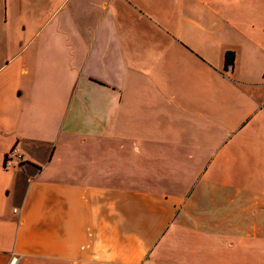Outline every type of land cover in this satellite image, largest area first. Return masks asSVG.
<instances>
[{"label": "crops", "instance_id": "crops-1", "mask_svg": "<svg viewBox=\"0 0 264 264\" xmlns=\"http://www.w3.org/2000/svg\"><path fill=\"white\" fill-rule=\"evenodd\" d=\"M14 254L264 264V0H0Z\"/></svg>", "mask_w": 264, "mask_h": 264}, {"label": "trees", "instance_id": "trees-1", "mask_svg": "<svg viewBox=\"0 0 264 264\" xmlns=\"http://www.w3.org/2000/svg\"><path fill=\"white\" fill-rule=\"evenodd\" d=\"M234 60H235V54L232 51H228L225 54V66H231L234 64Z\"/></svg>", "mask_w": 264, "mask_h": 264}, {"label": "built area", "instance_id": "built-area-1", "mask_svg": "<svg viewBox=\"0 0 264 264\" xmlns=\"http://www.w3.org/2000/svg\"><path fill=\"white\" fill-rule=\"evenodd\" d=\"M20 259H21V257L18 254H14L11 257L9 264H19Z\"/></svg>", "mask_w": 264, "mask_h": 264}, {"label": "rangeland", "instance_id": "rangeland-1", "mask_svg": "<svg viewBox=\"0 0 264 264\" xmlns=\"http://www.w3.org/2000/svg\"><path fill=\"white\" fill-rule=\"evenodd\" d=\"M20 262V261H19Z\"/></svg>", "mask_w": 264, "mask_h": 264}]
</instances>
